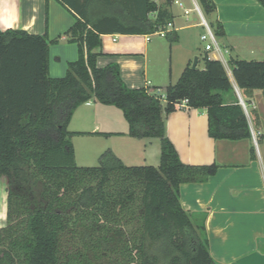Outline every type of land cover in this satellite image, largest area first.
I'll return each mask as SVG.
<instances>
[{"label": "trees", "instance_id": "trees-1", "mask_svg": "<svg viewBox=\"0 0 264 264\" xmlns=\"http://www.w3.org/2000/svg\"><path fill=\"white\" fill-rule=\"evenodd\" d=\"M58 1L76 19L69 42L79 46L63 77L50 74L57 39L0 28V178L7 181L0 264H218L209 251L206 214H189L180 189L207 181L218 165L183 163L165 120L186 99L190 108L207 109L212 138L252 139L243 106L224 103L233 86L223 63L206 56L203 69L189 64L161 92L130 88L117 63L98 67L102 35L159 31L173 21L171 0ZM94 2L121 9L94 19ZM199 3L215 35H223L222 23L211 18L214 0ZM48 11L46 0L47 19ZM232 67L244 92H264V59H234ZM92 99L121 109L131 137L160 140L158 167L126 165L110 150L97 166L77 164L72 138L90 132L71 131L69 124Z\"/></svg>", "mask_w": 264, "mask_h": 264}, {"label": "crops", "instance_id": "crops-1", "mask_svg": "<svg viewBox=\"0 0 264 264\" xmlns=\"http://www.w3.org/2000/svg\"><path fill=\"white\" fill-rule=\"evenodd\" d=\"M155 1L162 4L166 0ZM174 1L180 4L183 14L174 11ZM193 2L195 7L184 8L181 1L171 0L168 8L173 21L153 34L102 35V47L96 50L102 51L97 65L105 67L117 63L128 87L151 90L160 87L161 92L179 80L184 69L193 65L195 57L201 69L205 67L206 56L223 63L233 86L231 91L223 93L224 103H240V97L244 100L252 139L212 138L205 108H177L170 112L165 120L166 132L183 163L218 165L217 173L207 181L184 183L180 187L183 208L189 214H206L212 257L218 264H264V150L259 143V140L264 143V92L260 89L244 92L232 67L234 59H264V7L257 0H214L217 8L211 18L222 23L224 32L216 36L218 47L207 50L202 41L205 28L202 16L205 19L206 16L199 0ZM120 9L117 5L111 7L100 2L90 6L94 19ZM75 22L73 14L58 0H49L48 19L46 0H0L2 30L20 28L35 34L47 32L50 39L58 40L50 48L53 77H63L68 62L78 58V44L69 42L70 29ZM172 33L177 37L175 42H170ZM101 104L94 99L81 104L72 116L69 130L114 138L108 150L126 165L158 167L160 140L131 137L123 111L120 109L121 115L109 107L113 105L101 107ZM101 113L103 119H100Z\"/></svg>", "mask_w": 264, "mask_h": 264}, {"label": "rangeland", "instance_id": "rangeland-1", "mask_svg": "<svg viewBox=\"0 0 264 264\" xmlns=\"http://www.w3.org/2000/svg\"><path fill=\"white\" fill-rule=\"evenodd\" d=\"M182 2L183 7L186 8L189 5L195 7V4L193 0H189V4L185 0H179V2ZM173 9L175 12H182L181 6L178 3H173ZM207 19V18H206ZM208 23L209 20L207 19ZM206 32V28H204V33ZM204 45L206 42L203 43ZM107 104H101V107H107L105 106ZM112 107L111 109H114L115 111L119 112L122 115V112L119 108L115 106H109ZM250 109V107H249ZM78 116H80L78 114ZM100 119H103L102 113L100 114ZM114 138H104V137H98V136H73L72 142L75 149V155H76V162L79 166H97L100 164V156L102 153L108 150L109 146H112ZM260 146L262 150H264V143L259 140ZM6 178L1 177L0 178V227L4 226L6 223V208H7V202H6Z\"/></svg>", "mask_w": 264, "mask_h": 264}, {"label": "built area", "instance_id": "built-area-1", "mask_svg": "<svg viewBox=\"0 0 264 264\" xmlns=\"http://www.w3.org/2000/svg\"><path fill=\"white\" fill-rule=\"evenodd\" d=\"M198 11L201 13L200 8L197 6ZM203 19V24L206 28V32L202 35V41L206 42L205 44V48L207 50H211L214 47L217 48V38L216 35L213 31V29L211 28V26L209 25V23L207 22V20L202 16ZM164 35V33H162ZM188 100L183 99L181 101H179L176 106L178 109H187L188 108ZM240 104L244 107L245 111L248 113L247 111V106L246 103L244 102V100L240 97Z\"/></svg>", "mask_w": 264, "mask_h": 264}, {"label": "water", "instance_id": "water-1", "mask_svg": "<svg viewBox=\"0 0 264 264\" xmlns=\"http://www.w3.org/2000/svg\"><path fill=\"white\" fill-rule=\"evenodd\" d=\"M198 65V57H195L192 67L197 68Z\"/></svg>", "mask_w": 264, "mask_h": 264}]
</instances>
